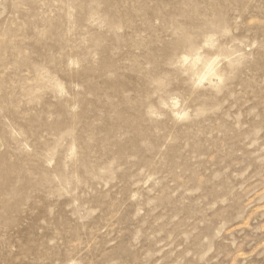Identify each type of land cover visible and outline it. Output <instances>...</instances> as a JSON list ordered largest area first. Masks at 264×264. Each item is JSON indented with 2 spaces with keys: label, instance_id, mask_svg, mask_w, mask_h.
Masks as SVG:
<instances>
[{
  "label": "rangeland",
  "instance_id": "1",
  "mask_svg": "<svg viewBox=\"0 0 264 264\" xmlns=\"http://www.w3.org/2000/svg\"><path fill=\"white\" fill-rule=\"evenodd\" d=\"M0 264H264V0H0Z\"/></svg>",
  "mask_w": 264,
  "mask_h": 264
}]
</instances>
